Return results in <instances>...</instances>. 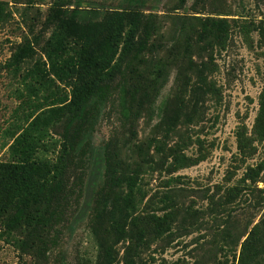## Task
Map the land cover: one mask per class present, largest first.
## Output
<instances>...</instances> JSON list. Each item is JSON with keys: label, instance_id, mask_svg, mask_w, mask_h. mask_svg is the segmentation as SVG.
<instances>
[{"label": "rangeland", "instance_id": "374dc122", "mask_svg": "<svg viewBox=\"0 0 264 264\" xmlns=\"http://www.w3.org/2000/svg\"><path fill=\"white\" fill-rule=\"evenodd\" d=\"M0 2V162H8L29 117L70 92L73 79L45 80L41 71L49 10H106L125 1ZM128 9L152 16L146 49L123 64L85 163L75 162L65 179L70 203L46 264L100 262L85 207L86 162L112 137L135 203L126 235L115 239V264H264V0H146ZM28 43L29 55L12 66ZM61 148L53 135L39 156L55 163ZM103 172L102 164L99 183ZM15 212L0 222V264L18 262L20 236L5 229Z\"/></svg>", "mask_w": 264, "mask_h": 264}, {"label": "trees", "instance_id": "16d2710c", "mask_svg": "<svg viewBox=\"0 0 264 264\" xmlns=\"http://www.w3.org/2000/svg\"><path fill=\"white\" fill-rule=\"evenodd\" d=\"M124 1L119 8L106 10L54 6L43 23L44 31L51 30L48 63L41 70L44 79L53 75L60 82L73 80L67 98L29 117L27 127L13 139L10 161L0 162V222L15 208L5 229L20 236L17 264H26L28 257L34 264H46L70 203L65 179L78 160L85 163L86 147L123 64L146 49L145 25L152 16L144 11L130 16L128 9L146 0ZM4 4L0 2V7ZM30 51V43L18 48L11 65L19 66ZM53 135L61 138L62 148L57 161L50 163L42 160L39 149ZM86 164L90 172L85 207L90 209L91 230L101 253L98 264H115V239L126 235L135 209L133 182L121 160L118 138L104 143L98 156L91 153ZM142 237L136 233L137 242Z\"/></svg>", "mask_w": 264, "mask_h": 264}]
</instances>
